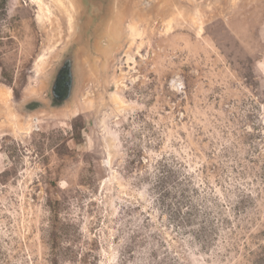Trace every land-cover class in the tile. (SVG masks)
<instances>
[{"label":"rangeland","instance_id":"rangeland-1","mask_svg":"<svg viewBox=\"0 0 264 264\" xmlns=\"http://www.w3.org/2000/svg\"><path fill=\"white\" fill-rule=\"evenodd\" d=\"M112 3L0 0V264H264V0Z\"/></svg>","mask_w":264,"mask_h":264},{"label":"water","instance_id":"water-1","mask_svg":"<svg viewBox=\"0 0 264 264\" xmlns=\"http://www.w3.org/2000/svg\"><path fill=\"white\" fill-rule=\"evenodd\" d=\"M77 13L79 39L82 43L89 39L90 47L95 48L97 41L105 35L112 17V0H71ZM74 57L71 53L57 65L49 80V98L60 104L71 101L75 89L76 75ZM58 79V82L56 80Z\"/></svg>","mask_w":264,"mask_h":264},{"label":"flooded vegetation","instance_id":"flooded-vegetation-1","mask_svg":"<svg viewBox=\"0 0 264 264\" xmlns=\"http://www.w3.org/2000/svg\"><path fill=\"white\" fill-rule=\"evenodd\" d=\"M56 82H58V79L56 80ZM62 100H63V98L60 99L59 101H57L56 99H54L53 101H55V105H59Z\"/></svg>","mask_w":264,"mask_h":264},{"label":"bare ground","instance_id":"bare-ground-1","mask_svg":"<svg viewBox=\"0 0 264 264\" xmlns=\"http://www.w3.org/2000/svg\"><path fill=\"white\" fill-rule=\"evenodd\" d=\"M118 17H119V13H118ZM117 19V18H116ZM128 58V57H127ZM129 60H131V61H133V59L132 58H128ZM128 59H127V61H128Z\"/></svg>","mask_w":264,"mask_h":264},{"label":"trees","instance_id":"trees-1","mask_svg":"<svg viewBox=\"0 0 264 264\" xmlns=\"http://www.w3.org/2000/svg\"><path fill=\"white\" fill-rule=\"evenodd\" d=\"M29 106H31V105H29ZM33 106H34V105H32V106L30 107V109H33Z\"/></svg>","mask_w":264,"mask_h":264}]
</instances>
